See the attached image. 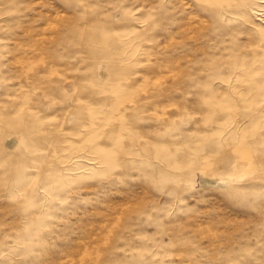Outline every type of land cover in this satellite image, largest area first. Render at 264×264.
Listing matches in <instances>:
<instances>
[{
	"label": "rangeland",
	"instance_id": "374dc122",
	"mask_svg": "<svg viewBox=\"0 0 264 264\" xmlns=\"http://www.w3.org/2000/svg\"><path fill=\"white\" fill-rule=\"evenodd\" d=\"M0 264H264V0H0Z\"/></svg>",
	"mask_w": 264,
	"mask_h": 264
}]
</instances>
